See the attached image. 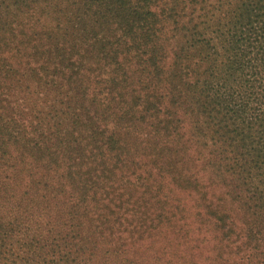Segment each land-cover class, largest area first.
<instances>
[{
  "label": "trees",
  "instance_id": "trees-1",
  "mask_svg": "<svg viewBox=\"0 0 264 264\" xmlns=\"http://www.w3.org/2000/svg\"><path fill=\"white\" fill-rule=\"evenodd\" d=\"M0 264H264V0H0Z\"/></svg>",
  "mask_w": 264,
  "mask_h": 264
}]
</instances>
